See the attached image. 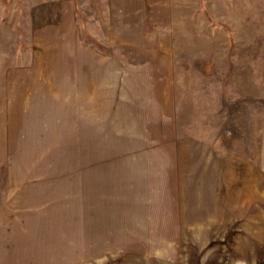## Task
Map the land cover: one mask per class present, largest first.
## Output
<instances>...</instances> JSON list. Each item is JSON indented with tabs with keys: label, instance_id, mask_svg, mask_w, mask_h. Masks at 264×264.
Here are the masks:
<instances>
[{
	"label": "rangeland",
	"instance_id": "374dc122",
	"mask_svg": "<svg viewBox=\"0 0 264 264\" xmlns=\"http://www.w3.org/2000/svg\"><path fill=\"white\" fill-rule=\"evenodd\" d=\"M221 6L0 0V211L107 169L137 239L67 264H264V17Z\"/></svg>",
	"mask_w": 264,
	"mask_h": 264
},
{
	"label": "crops",
	"instance_id": "0c3cea01",
	"mask_svg": "<svg viewBox=\"0 0 264 264\" xmlns=\"http://www.w3.org/2000/svg\"><path fill=\"white\" fill-rule=\"evenodd\" d=\"M220 2L226 15L251 18L252 24L258 22V17H264V0ZM75 174L74 180L53 179L42 190L41 185H28V191L12 197L16 207L13 204L10 210L0 211V243L3 244L0 248L4 250V253L0 251V264H67L71 255L69 239L82 242L76 245L82 250L76 253L81 257L105 256L112 250L109 242L137 239L130 227L122 224L118 230L114 220L117 206L111 201L114 195L110 189L125 186L126 181L110 179L115 174L107 169H78ZM68 187L76 188L72 199L66 192ZM74 197L76 202H72ZM69 204L76 209L74 216L68 212ZM69 217L75 219V225L69 224ZM117 233L121 236L117 237Z\"/></svg>",
	"mask_w": 264,
	"mask_h": 264
}]
</instances>
